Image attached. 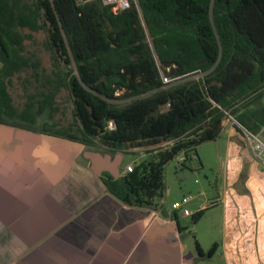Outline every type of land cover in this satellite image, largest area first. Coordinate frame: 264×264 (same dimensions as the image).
Wrapping results in <instances>:
<instances>
[{"label": "trees", "instance_id": "obj_1", "mask_svg": "<svg viewBox=\"0 0 264 264\" xmlns=\"http://www.w3.org/2000/svg\"><path fill=\"white\" fill-rule=\"evenodd\" d=\"M39 32L56 70L48 91L19 110L10 87L37 67L26 42ZM0 63V124L112 150L168 144L133 172L107 175V190L127 205L156 208L165 167L181 155L184 167L216 141L227 113L255 134L264 129V107L248 111L264 96V0H131L118 13L99 0H0ZM60 87L73 121L38 128L46 113L53 120Z\"/></svg>", "mask_w": 264, "mask_h": 264}, {"label": "crops", "instance_id": "obj_2", "mask_svg": "<svg viewBox=\"0 0 264 264\" xmlns=\"http://www.w3.org/2000/svg\"><path fill=\"white\" fill-rule=\"evenodd\" d=\"M149 150L0 124V264H264V168L233 122L193 157V174L214 172L208 185L191 177L179 192L165 183L156 208L127 205L104 180ZM189 195L191 216L167 205Z\"/></svg>", "mask_w": 264, "mask_h": 264}, {"label": "rangeland", "instance_id": "obj_3", "mask_svg": "<svg viewBox=\"0 0 264 264\" xmlns=\"http://www.w3.org/2000/svg\"><path fill=\"white\" fill-rule=\"evenodd\" d=\"M27 52L26 55L34 62L37 67L30 68L28 71L23 72L19 76L14 77L13 85L10 87L11 95L13 96L14 106L19 110L24 109L26 103L28 102L29 96L36 94L37 92L45 91L47 92V87L49 86L48 81L52 80L50 77L53 76V72L56 70L54 67V60L50 50L49 40L45 32L35 33L33 35V39L28 40L26 42ZM1 69V63H0ZM37 73V76L35 75ZM199 76H192L190 79H198ZM55 107L58 109L51 121L48 113L42 116V118L38 122V128H42V122H52L56 123L58 127L67 126L73 121V102L70 95L69 90L66 87H60L56 93L55 97ZM264 107V96L258 102H256L251 108L248 109L249 112L252 110L263 108ZM168 146L167 143H162L154 146H145L150 150H157L163 147ZM133 148V147H127ZM200 146L197 148L199 150ZM205 150L208 147H204ZM207 148V149H206ZM139 153H126L124 158V166L127 163L135 162ZM192 157H195L196 155ZM148 156L146 155V158ZM182 156H178L174 160H172L165 167V183L170 184L176 191L181 190L184 187V184H188L186 182L187 178H193V183L196 179H199L202 183L208 185V180H211L213 176H215L214 172L205 169L198 170L197 174H193L195 172V159L192 157L186 162L185 166L182 167L180 162ZM217 172V169L215 170ZM207 177V178H206ZM165 199V194L163 198H157L156 201L158 203L163 202ZM183 199V197L179 198ZM167 205L171 206V202L169 199L167 201Z\"/></svg>", "mask_w": 264, "mask_h": 264}, {"label": "built area", "instance_id": "obj_4", "mask_svg": "<svg viewBox=\"0 0 264 264\" xmlns=\"http://www.w3.org/2000/svg\"><path fill=\"white\" fill-rule=\"evenodd\" d=\"M101 1L105 6H109L112 8V10L115 13L127 10L131 7V0H99ZM79 2H84L83 0H79ZM164 83L168 84L173 81L170 77L163 76ZM170 105H167V108H169ZM228 114L229 121L233 122L238 129L241 131L244 140L247 144V146L252 151L254 157L259 161L261 166L264 168V138L262 137L261 133L255 134L251 132L249 129L245 128L243 125H241L237 120H235L232 116ZM109 128L114 129L115 123L112 121L109 123ZM181 162L184 161V158L180 159ZM134 171V166L129 165L126 167L125 174L131 173ZM195 199V196L189 195L186 196L182 201H177L172 204V210L175 212H180L184 216H191L192 213L188 209V204Z\"/></svg>", "mask_w": 264, "mask_h": 264}, {"label": "water", "instance_id": "obj_5", "mask_svg": "<svg viewBox=\"0 0 264 264\" xmlns=\"http://www.w3.org/2000/svg\"><path fill=\"white\" fill-rule=\"evenodd\" d=\"M83 1H84V2H88V1H90V0H83ZM261 135H262V137L264 138V129L262 130Z\"/></svg>", "mask_w": 264, "mask_h": 264}]
</instances>
